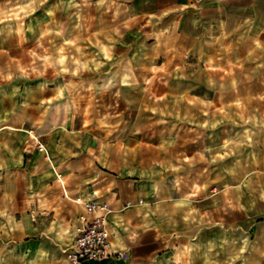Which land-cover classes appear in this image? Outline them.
Instances as JSON below:
<instances>
[{
	"label": "crops",
	"instance_id": "obj_1",
	"mask_svg": "<svg viewBox=\"0 0 264 264\" xmlns=\"http://www.w3.org/2000/svg\"><path fill=\"white\" fill-rule=\"evenodd\" d=\"M1 20L0 264H73L89 200L112 256L85 264H264V0H0Z\"/></svg>",
	"mask_w": 264,
	"mask_h": 264
},
{
	"label": "built area",
	"instance_id": "obj_2",
	"mask_svg": "<svg viewBox=\"0 0 264 264\" xmlns=\"http://www.w3.org/2000/svg\"><path fill=\"white\" fill-rule=\"evenodd\" d=\"M39 149L43 150L44 146L40 144ZM83 204L89 217L82 216L83 224L78 228L70 253L73 264L103 261L112 256L108 229L110 205L97 200H89ZM127 205H131V202H127Z\"/></svg>",
	"mask_w": 264,
	"mask_h": 264
},
{
	"label": "rangeland",
	"instance_id": "obj_3",
	"mask_svg": "<svg viewBox=\"0 0 264 264\" xmlns=\"http://www.w3.org/2000/svg\"><path fill=\"white\" fill-rule=\"evenodd\" d=\"M2 22H4V21H2V20L0 21V27H1V25H2ZM26 86L28 87L29 84H26ZM14 92H15V90L12 89V93H13V95L15 96V93H14Z\"/></svg>",
	"mask_w": 264,
	"mask_h": 264
}]
</instances>
